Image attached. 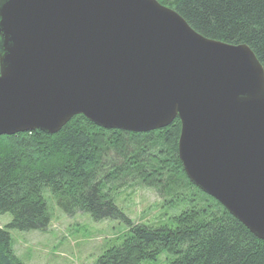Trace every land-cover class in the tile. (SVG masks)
I'll use <instances>...</instances> for the list:
<instances>
[{
	"label": "water",
	"instance_id": "water-1",
	"mask_svg": "<svg viewBox=\"0 0 264 264\" xmlns=\"http://www.w3.org/2000/svg\"><path fill=\"white\" fill-rule=\"evenodd\" d=\"M175 119L189 182L264 241V71L156 0H0V137Z\"/></svg>",
	"mask_w": 264,
	"mask_h": 264
},
{
	"label": "trees",
	"instance_id": "trees-1",
	"mask_svg": "<svg viewBox=\"0 0 264 264\" xmlns=\"http://www.w3.org/2000/svg\"><path fill=\"white\" fill-rule=\"evenodd\" d=\"M156 1L204 38L246 45L264 71V0ZM179 131L177 119L161 130L129 133L76 116L56 134L1 136L0 216L11 220L0 229V264H22L9 230L46 231L44 192L66 216L125 223L121 242L95 264L154 263L160 257L162 264H264V241L185 176L177 156ZM133 184L157 193L164 222L130 225L114 200Z\"/></svg>",
	"mask_w": 264,
	"mask_h": 264
},
{
	"label": "rangeland",
	"instance_id": "rangeland-1",
	"mask_svg": "<svg viewBox=\"0 0 264 264\" xmlns=\"http://www.w3.org/2000/svg\"><path fill=\"white\" fill-rule=\"evenodd\" d=\"M43 198L50 215L45 232L8 231L11 250L22 264H95L105 249L118 245L127 233V226L123 222H93L88 215L82 214L69 217L58 209L50 193L44 192ZM160 202L153 190L134 184L123 189L114 200L115 206L131 226H157L164 222L161 221L164 213L160 209ZM10 220L7 214L0 216V229ZM162 262L163 257H160L157 262L142 264Z\"/></svg>",
	"mask_w": 264,
	"mask_h": 264
}]
</instances>
